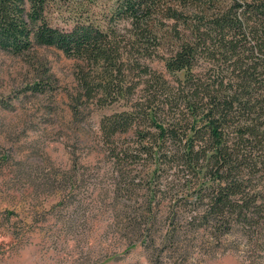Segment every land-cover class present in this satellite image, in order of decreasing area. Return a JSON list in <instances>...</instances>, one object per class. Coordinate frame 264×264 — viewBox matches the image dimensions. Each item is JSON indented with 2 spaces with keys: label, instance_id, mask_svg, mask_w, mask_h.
<instances>
[{
  "label": "rangeland",
  "instance_id": "374dc122",
  "mask_svg": "<svg viewBox=\"0 0 264 264\" xmlns=\"http://www.w3.org/2000/svg\"><path fill=\"white\" fill-rule=\"evenodd\" d=\"M117 4L58 0L48 16L65 29L89 20L124 47L134 27L114 17ZM174 25L163 21L161 28L171 32ZM163 44L152 58L131 56L141 66L124 72L125 99L102 92L107 83L96 67L55 48H35L24 56L0 51V264H264V243L240 232L220 239L201 230L184 232L174 246L164 243L175 202L184 220L194 199L187 196L186 172L156 169L153 157L139 155L137 130L155 133V128L137 123L118 139L130 149L126 161L134 180L127 181L134 182L130 190L124 186L102 123L147 107L153 73L171 89L180 88L182 76L164 66L177 42L168 37ZM45 74L54 89L25 91ZM85 75L92 91L82 83Z\"/></svg>",
  "mask_w": 264,
  "mask_h": 264
},
{
  "label": "trees",
  "instance_id": "16d2710c",
  "mask_svg": "<svg viewBox=\"0 0 264 264\" xmlns=\"http://www.w3.org/2000/svg\"><path fill=\"white\" fill-rule=\"evenodd\" d=\"M57 1L0 0V51L24 56L35 48H55L96 67L107 83L102 92L125 99L124 72L141 66L131 56L152 58L163 40L177 42L164 66L182 76L180 88L171 89L153 73L147 107L102 123L128 190L134 185H127L134 181L126 161L130 149L117 142L137 123L156 130H137L139 155L153 157L156 169L169 166L189 176L187 196L194 203L187 204L193 209L179 220L175 202L164 243L174 246L182 234L200 230L215 239L240 232L264 243V0H118L114 17L134 27L124 47L89 20H76L70 29L54 25L48 14ZM163 21L174 22L173 31H164ZM202 61L206 71H200ZM87 77L82 83L92 91ZM50 79L45 74L25 91L44 94L54 89Z\"/></svg>",
  "mask_w": 264,
  "mask_h": 264
}]
</instances>
